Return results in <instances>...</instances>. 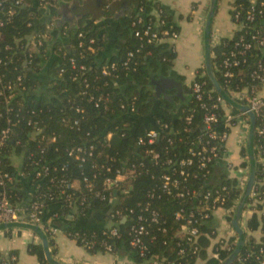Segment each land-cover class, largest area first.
I'll return each instance as SVG.
<instances>
[{
  "label": "built area",
  "instance_id": "obj_1",
  "mask_svg": "<svg viewBox=\"0 0 264 264\" xmlns=\"http://www.w3.org/2000/svg\"><path fill=\"white\" fill-rule=\"evenodd\" d=\"M62 2L67 1L0 0V12L3 14L0 28L13 23L14 17L23 10H27L30 16L41 14L37 21L48 24L45 32L37 31L32 35L18 38L16 51L9 45L5 46L4 50L0 46V224L26 222L37 225L47 233L52 243L56 241L58 235L64 233L86 251L101 249L105 255L113 256L115 264H136L117 254L113 244V240L122 238L120 225L128 222L130 246L137 251L142 261L140 264L201 263L202 238L210 239L212 242L208 248L210 257L218 256L219 250L232 254L236 247L233 249L232 240L237 234L231 226V221L240 199L232 201L230 188L225 185H212L214 183L212 177L218 163L225 164L226 172L229 174L235 170L237 164L229 159L227 143L232 132L240 128L244 133L241 135L240 132V145L242 147L246 144L250 118L247 113L227 104L214 88L209 89L206 81L197 80L190 84L192 98L202 112L195 125L193 120L196 109L186 117L187 126L180 131H176L169 123L157 120L156 127L136 137L134 148L140 152L136 154L137 156L132 154L128 161H122L106 153L104 148L113 138V132L106 131L98 137H92L91 133H87L83 143L66 149L68 158L79 163L82 169L81 179L75 180L68 174V164L59 170L47 160L34 161L32 164L37 171L31 178L45 179L52 171L61 172L60 175L50 178L54 189L48 194L38 196L25 209L24 215H21L23 210L13 204L10 189L16 178L2 169L1 157L5 152L15 153V148L10 149L11 143L22 145L25 151H28L21 140L15 139L18 136L17 127L26 123L27 127L31 128L30 131L26 128L29 143H36L37 150L42 155L49 152L50 147L57 142L58 136L55 132L49 133L43 119H34L38 117L36 110L25 112L23 104L17 100L27 92L24 76L19 74L14 79H8L1 68L9 65L19 53L25 57V67L30 70L32 68L36 70L35 58L39 57L45 63L50 62L52 58L61 60L66 57V47L57 45L59 40L52 34L58 17L46 21L49 11L53 7L59 8ZM232 11V22L235 26L233 37L228 41H214L213 48L220 47L222 51V60L218 68L226 85V88H223L235 102L247 107L255 116V157L264 174V0H249L248 6L234 4ZM163 15L164 10L159 9L153 14L147 9L146 4L141 5L136 11L131 28L134 37L140 43L137 52L147 45L170 43L174 47L173 43L178 40L179 33L169 28L170 23ZM28 27H33V24L29 23ZM78 29L76 31L78 48H83L86 35L84 32H78ZM61 36L62 39L67 38V29L61 32ZM2 40L0 34V43ZM89 43L95 44L96 39H90ZM256 50L261 56L253 62V68L246 72L245 67L250 66L251 54ZM134 57V52H129L124 66H128ZM69 63L74 71L73 81L82 79L84 90L80 95H91L95 107L107 111L109 107L105 102L108 98L96 97L90 90L98 91L99 87L92 86L87 78H83L87 68L85 66L78 68L73 58ZM116 69V63L110 64L103 68L102 74L110 75ZM66 71V68L62 67L59 76H64ZM122 109L132 115L139 112L136 99L127 105L123 104ZM76 111L82 115L81 119H76L73 123L64 120L67 125L71 124L72 128H80L86 114L85 109L81 107H77ZM185 134H189L187 140L183 137ZM123 136H126V133H123ZM162 140L164 144L159 146ZM33 155L34 153H31L29 159H32ZM13 158L16 164L17 158ZM88 169L91 170V174L87 172ZM143 176H151L154 181L153 187L147 192L148 201L139 203L137 209L123 207L124 198L120 195H128L129 181ZM248 176L249 169L240 177L242 193ZM27 177L29 175L21 173V178ZM260 185H264V179ZM58 197L64 198L66 208L79 216H86L85 210L91 206L93 199L105 204L108 208L106 226L99 232L62 231L53 227L49 221H45L47 210L45 200L52 201ZM163 199L177 201L182 205L175 212L177 228L169 238L167 237L170 229L167 227V221L154 207L155 201ZM254 214H258L264 221V198H259V192L255 191V187L242 221L246 233L247 221ZM205 226L208 228L206 232L203 231ZM258 232L262 235V231ZM255 234L253 238L259 243L260 239ZM158 235L166 237L163 245L171 246L170 251L175 254V258L153 252L152 244ZM2 260L0 253V263ZM17 260V256L11 257V262ZM234 264H264V245H261L258 252L251 250L245 255L242 253Z\"/></svg>",
  "mask_w": 264,
  "mask_h": 264
},
{
  "label": "trees",
  "instance_id": "obj_2",
  "mask_svg": "<svg viewBox=\"0 0 264 264\" xmlns=\"http://www.w3.org/2000/svg\"><path fill=\"white\" fill-rule=\"evenodd\" d=\"M78 1V0H65ZM81 1V0H79ZM244 4L248 6L249 0H236L235 4ZM142 5H145L144 3ZM231 11V19H232ZM41 14L30 16L27 10H23L13 19V23L0 28V34L3 37L0 46L4 50L5 46H11L13 51L17 50L16 40L26 35H32L37 31H47V23L38 22ZM135 13L128 19V29L124 33L125 42L122 43V50L119 57L111 61H101L99 52L104 46V38L101 34V27L94 23H87V19H82L79 23L78 32H84L86 35L85 44L83 48H78L77 32H72L68 38L69 43L64 41H57V45H64L66 47V57L61 60L52 58L50 62H45L41 58H35V69H27L25 67V57L22 53H19L17 57L12 59V62L2 67V72L6 74L8 79H14L19 74L24 76V84L27 87V92L19 97L23 104L25 112L28 110H36L38 117L34 119H43L49 133L55 132L58 136V140L50 147L48 153L42 155L38 152L36 143H29L26 125L23 123L17 127L15 138L21 140L23 145L27 146L28 151L22 145L11 143L10 149L15 148V153H3L2 154V169L10 172L15 176V184L11 187L10 193L12 195V201L15 206L23 204V194L20 191V186L23 180H30L35 187V193L32 197L31 203L37 199L41 194H48L53 191V184L50 183L51 176H58L61 174L53 172L45 179L36 180L31 178L36 168L33 166V162L43 159L52 163V166H56L59 170L66 164H68V174L73 179H81L82 169L79 163L68 158L66 154L67 148L80 145L86 139V134L91 133L92 137H98L103 135L106 131L113 132V138L108 145L104 148L106 153L111 156H115L122 161H128L129 157L134 154H138L137 148H134V141L136 137L142 135L147 130L156 127V121L162 120L173 126L176 131L183 130L187 123L186 117L191 114L193 110H197L194 114L193 125L200 119L202 112L197 108V104L192 98L191 90L189 96L186 99L181 97L172 98V100L165 99L162 102L154 99L147 92L145 82L156 76H168L173 73L175 60L177 59V53L175 48L170 43H162L160 45H147L137 52L140 48V43L134 37L131 24L133 22ZM164 18L168 23L171 19L164 13ZM0 19H3V14L0 12ZM32 23L33 27H28V24ZM169 28H174L171 24ZM178 32V31H177ZM90 39H96V43L91 45ZM224 39L223 41H228ZM25 43V42H24ZM12 51V52H13ZM129 52H134L135 57L131 60L128 66H124L127 61ZM221 48H213V66L216 76L222 87L226 88L224 81L221 78L219 72V65L222 60ZM250 57V66L245 67V71L248 72L253 67V62L260 58V52L254 51ZM75 59L78 68L85 66L87 70L84 72L83 78H87L92 86L99 87L96 91L91 89L90 92L96 97L103 96L108 98L105 102L109 108L107 111L104 108H96L95 102L91 101L92 96H82L81 92L84 90V86L81 80L73 81L72 74L73 69L70 66V59ZM116 63L117 69L111 72L110 75L104 76L102 70L105 66ZM65 67L66 73L64 76H59V70ZM79 71V70H78ZM80 73V71H79ZM83 73V72H81ZM181 82L185 79L180 76ZM206 81L207 87L213 89V85L207 75L205 67L198 70V74H195L194 79L191 81ZM217 96V94H214ZM133 99H136V106L139 110L136 114H128L127 110L122 109V105L129 104ZM1 100V99H0ZM18 102V101H17ZM77 107L84 108L86 111L84 120L81 121L80 128L71 127L67 125L65 121H75L81 119L82 115L77 113ZM42 111V112H41ZM178 113L179 117L175 119L173 114ZM192 125V126H193ZM27 128V129H26ZM22 130H24L22 132ZM126 133V136H123ZM189 134L183 135L184 139H188ZM103 139V137H101ZM164 144L163 140L159 143V146ZM13 151V150H12ZM31 153H34L33 158L29 159ZM17 158V163L14 164L12 158ZM135 158V157H134ZM242 161L236 165L232 174L226 172V166L223 163H218L215 169V173L212 177V185H225L231 190V200H239L242 195V188L240 187V177L246 173L249 169V158L247 155L246 144L241 147ZM14 159V158H13ZM88 173H92L91 170H87ZM21 173H25L27 178H21ZM264 179L262 168L257 164V178L255 191L259 192V198H264V185L261 186L260 182ZM154 181L151 176H143L139 179H133L129 181V193L128 195L121 196L124 198L122 204L123 207L137 209L139 203H146L148 201L147 192L153 187ZM47 205L46 214L52 208H56L53 212L52 218L64 219L66 216L72 213L71 210L66 208L64 198H55L54 200H45ZM180 202L163 199L154 202V207L157 208L164 219L167 221V227L170 229V233L167 238L172 237L174 231L177 228V224L174 219L175 212L181 208ZM231 206V204H229ZM86 216H79L81 218H87L90 215L98 214L100 217L99 225L95 228L75 229L82 231H97L101 230L107 224L106 213L108 211L105 204L93 199L91 206L85 210ZM45 214V216H46ZM46 220V219H45ZM130 222L121 224L120 229L122 232V238L113 240V244L116 249V253L126 259L128 262H134L140 264L138 253L130 246L129 236ZM246 233L247 243L243 250V255L249 251L258 252L261 245H264V221L260 219L258 214L252 215L247 221ZM203 231H208L205 226ZM258 231H262V235L259 237L260 242L256 243L253 238V234ZM10 231H7L9 233ZM166 237L158 235L157 240L152 244V250L154 253L164 255V257L175 258V254L170 251L171 246H164L163 240ZM237 237L233 238V249L236 246ZM203 250L200 254L201 263L198 264H223V262L231 255V252L225 250H219L218 256L210 257L208 248L211 246V240L202 238L201 241ZM54 244L51 242V248ZM89 254L105 255L101 249L93 251H87ZM29 253L36 256L40 264H47L41 244H30ZM174 253V252H173ZM16 256V252H10L7 255L2 254V262L0 264H17L11 262V257ZM54 255L56 251L54 250ZM196 264V262L194 263Z\"/></svg>",
  "mask_w": 264,
  "mask_h": 264
},
{
  "label": "crops",
  "instance_id": "obj_3",
  "mask_svg": "<svg viewBox=\"0 0 264 264\" xmlns=\"http://www.w3.org/2000/svg\"><path fill=\"white\" fill-rule=\"evenodd\" d=\"M73 2L70 3L73 4ZM210 2L211 0H146L147 4L151 3V5H146L150 12L154 14L159 9L164 10V13L171 19L170 24L177 29L179 38L173 43L177 53L173 73L184 77L185 82L189 84L198 70L205 67L204 29L209 14ZM235 2L236 0H220L219 10L212 29V42L213 40H224L233 37L235 26L231 19V11ZM123 9L124 7H121V10L117 11L114 16L106 17L104 20L95 23L101 27V34L104 38V46L99 52L101 61H111L121 54L122 43L125 42L124 33L129 28L128 19L130 18L129 13ZM49 13L51 14V11ZM60 40L64 41L65 39L61 38ZM67 42L69 43V40ZM241 131L240 128L235 129L227 143L229 159L235 164L242 161L239 137L244 133ZM234 158L240 160V162L234 161ZM20 191L23 194V204L18 206L25 208L32 200L35 187L30 180H23ZM55 209L52 208L45 216V219L51 225L53 220L56 219L55 217L52 218ZM64 220L61 230L67 231L70 229L95 228L99 225L100 217L94 213L87 218H81L75 214L72 219L69 214ZM9 231V233L7 231L0 232V253L8 256L10 252H16L17 264H40L38 258L29 253V245L32 243L40 244L39 239L25 230ZM255 236L259 238L261 235L257 232ZM53 244V251H56L55 257L63 262L72 264H115L113 256H93L70 240L64 233L58 235Z\"/></svg>",
  "mask_w": 264,
  "mask_h": 264
},
{
  "label": "water",
  "instance_id": "obj_4",
  "mask_svg": "<svg viewBox=\"0 0 264 264\" xmlns=\"http://www.w3.org/2000/svg\"><path fill=\"white\" fill-rule=\"evenodd\" d=\"M146 3V0H83L81 3H70L62 2L59 8L53 7L51 9V14H49L46 21H52V17H61L55 21L54 30L52 32L55 39H61V32L64 30L65 24H69L70 28L67 30V38L65 41L69 40L68 36L72 32H76L78 29V23L82 19H87V23H96L97 21H102L106 17L114 16L117 11L121 10V7H124V11L129 13L131 18L134 13L140 8L142 4ZM220 0H211L209 14L204 29V50H205V69L207 75L216 90V92L233 108L247 113L250 118V128L246 139V150L249 158V176L243 193L238 202L237 208L233 215L231 226L234 232L237 234V243L235 250L232 254L223 262V264H234L235 261L243 253L244 247L246 245V231L242 226V221L244 217V212L247 208L248 202L252 196L254 187L256 185L257 178V162L255 157V125L256 119L255 116L249 112L247 107H244L237 102H235L226 90L221 86L213 66V42H212V29L214 25L215 18L219 10ZM146 5H151V3ZM148 7V6H147ZM148 9V8H147ZM149 10V9H148ZM90 17V18H89ZM89 18V19H88ZM96 25V24H95ZM152 85L157 86V88L165 87L167 91L177 90L179 96L184 95L183 82L176 80L172 77H162L159 79H154L151 82ZM167 93V92H165ZM168 100H172L170 97H167ZM173 117L177 119L179 117L178 113L173 114ZM31 204L30 203L25 208H19L23 210L21 215L26 213L27 209ZM75 217V212L70 214V218ZM47 221V220H45ZM64 219H54L52 226L58 229H62ZM9 230H25L31 232L35 235L43 248L45 260L48 264H72L58 260L54 251L51 248V240L48 237L47 233L39 226L34 224H29L26 222H13L0 224V232L9 231ZM75 230V229H70ZM69 231V230H67Z\"/></svg>",
  "mask_w": 264,
  "mask_h": 264
},
{
  "label": "flooded vegetation",
  "instance_id": "obj_5",
  "mask_svg": "<svg viewBox=\"0 0 264 264\" xmlns=\"http://www.w3.org/2000/svg\"><path fill=\"white\" fill-rule=\"evenodd\" d=\"M83 0L81 1H74V3H81ZM65 29L69 30L70 28V25L69 24H65L64 26ZM162 77H172V78H175L176 80L178 81H181V78L180 76L174 74V73H171L169 74L168 76H154L152 77L150 80L146 81L145 82V86L147 88V92L148 94H150L154 99H156L157 101H163L165 99H168L167 97H170L171 99L172 98H176V97H181L183 99H186L187 96H189V93H190V84L185 82V80L183 81V90H184V95L183 97L182 96H179V93L177 90H172V91H167V88L165 87H160V88H157V86H154L151 84V82L154 80V79H159V78H162ZM167 92V93H165Z\"/></svg>",
  "mask_w": 264,
  "mask_h": 264
},
{
  "label": "rangeland",
  "instance_id": "obj_6",
  "mask_svg": "<svg viewBox=\"0 0 264 264\" xmlns=\"http://www.w3.org/2000/svg\"><path fill=\"white\" fill-rule=\"evenodd\" d=\"M216 41V40H215ZM213 42H214V40H213ZM234 161H236V162H240V160L238 161V159H236V158H234Z\"/></svg>",
  "mask_w": 264,
  "mask_h": 264
}]
</instances>
